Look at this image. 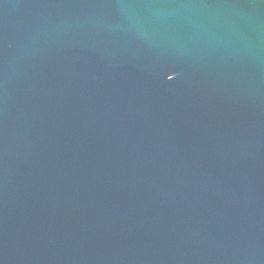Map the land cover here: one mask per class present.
<instances>
[{"label": "water", "instance_id": "water-1", "mask_svg": "<svg viewBox=\"0 0 264 264\" xmlns=\"http://www.w3.org/2000/svg\"><path fill=\"white\" fill-rule=\"evenodd\" d=\"M0 264H264V0H0Z\"/></svg>", "mask_w": 264, "mask_h": 264}]
</instances>
